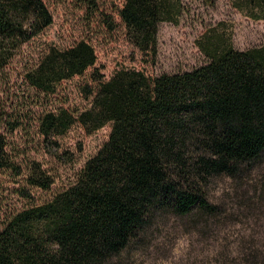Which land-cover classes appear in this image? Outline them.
<instances>
[{
  "label": "trees",
  "instance_id": "trees-1",
  "mask_svg": "<svg viewBox=\"0 0 264 264\" xmlns=\"http://www.w3.org/2000/svg\"><path fill=\"white\" fill-rule=\"evenodd\" d=\"M76 1L96 7L93 0ZM231 1L264 20V0ZM179 2L124 0L119 17L129 41L150 62L158 25L177 23ZM52 22L43 0H0V77ZM197 46L207 62L189 71L150 76L121 68L104 79L94 69L80 89L89 108L71 113L46 103L39 135L56 151L53 138L75 123L86 133L110 125V134L68 188L2 224L0 264H129L157 220L197 218L206 225L218 217L207 193L210 180L237 179L264 163V45L238 51L211 32ZM95 63L94 48L81 40L48 47L23 77L46 98ZM4 116L0 111V170L49 190L53 179L38 162H18L7 136L21 121Z\"/></svg>",
  "mask_w": 264,
  "mask_h": 264
},
{
  "label": "rangeland",
  "instance_id": "rangeland-1",
  "mask_svg": "<svg viewBox=\"0 0 264 264\" xmlns=\"http://www.w3.org/2000/svg\"><path fill=\"white\" fill-rule=\"evenodd\" d=\"M43 1L53 22L20 48L0 77V111L21 121L20 128L7 136L9 146L19 154L18 162H38L53 184L43 191L26 184L24 176L0 170V227L10 216L68 188L86 161L107 142L110 125L86 133L75 123L64 135L53 138L57 151L39 135L38 119L46 103L48 108L71 113L89 108L90 99L80 89L94 69L104 79L121 68L150 76L189 71L207 62L197 43L211 32L238 51L264 45V20L253 19L246 8L235 9L231 0H212L211 4L180 0L177 23L158 25L156 57L150 62L129 41L119 17L124 0H93L95 8L76 0ZM81 40L90 43L96 54L95 66L82 76L61 82L56 94L46 98L24 81L26 65L37 62L48 47H68ZM207 193L220 208L218 217L206 225L197 218L157 220L145 245L132 251L129 264H264V163L237 179L212 178Z\"/></svg>",
  "mask_w": 264,
  "mask_h": 264
}]
</instances>
